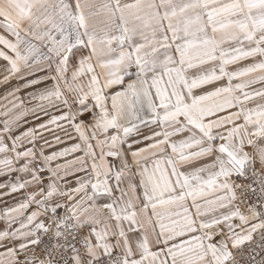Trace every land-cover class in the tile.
Returning a JSON list of instances; mask_svg holds the SVG:
<instances>
[{"label": "snow or ice", "instance_id": "1", "mask_svg": "<svg viewBox=\"0 0 264 264\" xmlns=\"http://www.w3.org/2000/svg\"><path fill=\"white\" fill-rule=\"evenodd\" d=\"M0 264H264V0H0Z\"/></svg>", "mask_w": 264, "mask_h": 264}]
</instances>
